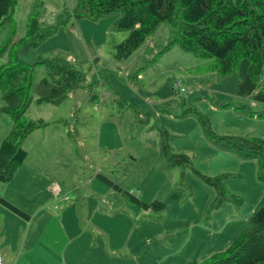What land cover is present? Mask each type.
I'll return each mask as SVG.
<instances>
[{
  "label": "rangeland",
  "instance_id": "374dc122",
  "mask_svg": "<svg viewBox=\"0 0 264 264\" xmlns=\"http://www.w3.org/2000/svg\"><path fill=\"white\" fill-rule=\"evenodd\" d=\"M77 1L20 0L16 8L20 37L26 35L33 12L43 27L55 25L58 16L67 13L66 27L55 36L16 53L30 63L40 57L64 59L84 72L86 79L59 106L35 101L31 105L27 120L47 126L20 142L28 159L14 180L0 182V196L33 212L47 197L45 202L52 207L58 199L56 186L62 188L66 192L62 197L70 196L67 209L75 206L70 208L75 219L80 215L90 231L99 229L108 240L109 252L119 246L111 253L120 257L117 264H189L226 251L259 209L264 182L258 177L257 161H244L217 148L211 132L264 143V104L238 97V74L218 79L209 70L214 60L198 59L179 45L161 53L170 42L168 23L161 24L130 58L117 61L116 46L130 35V31L114 30L122 13L100 21L76 20L69 15ZM9 31L8 24L0 28V50ZM8 59L9 52H0V66ZM46 75V66L38 65L34 83ZM176 81L186 89L182 96ZM259 88H264V75ZM220 103L231 106L219 109ZM3 106L0 91V146L13 129L12 118L1 111ZM191 108L204 115L210 128L187 111ZM162 131L168 135L172 159L186 155L190 162L176 165L167 158ZM199 175L217 178L227 190V200ZM25 185V192L20 191ZM49 186L55 187L54 195H46ZM155 201L165 204L164 212L145 209L144 204ZM100 206L111 217L97 214L95 221L93 214ZM7 212L0 205V255L6 264H17L15 246L22 245L28 232L22 228V238L17 239ZM6 228L15 232L13 245L3 237ZM98 244L95 240L92 246Z\"/></svg>",
  "mask_w": 264,
  "mask_h": 264
},
{
  "label": "trees",
  "instance_id": "16d2710c",
  "mask_svg": "<svg viewBox=\"0 0 264 264\" xmlns=\"http://www.w3.org/2000/svg\"><path fill=\"white\" fill-rule=\"evenodd\" d=\"M19 2L0 0V28L6 24L10 26L7 41L0 50L9 52L8 61L0 66V91L4 102L1 111L13 121L10 137L3 140L0 146V182L5 184L14 180L28 159L29 154L20 142L37 128L47 126L43 121L34 123L27 120L26 113L34 101L59 106L86 79L84 72L73 68L64 59L40 57L30 63L18 56V49L42 45L62 27H66L68 22V15L64 13L58 16L55 25L43 27L37 12H33L29 17L26 35L20 37L14 20ZM116 13H122V17L115 22L114 30L130 31L129 37L116 46L117 61L130 58L161 24L168 23L171 28L170 42L161 53H167L179 45L185 53L198 59L214 60L209 70L218 79L238 74V97L264 104V88H259L264 75V0H78L69 16L76 20L100 21ZM38 65L46 66L47 75L35 84L34 72ZM229 106L230 103H220L218 108L226 109ZM238 109L246 111L245 106ZM189 110L201 122H208L206 125L209 127V121L199 110ZM161 135L163 152L173 164L190 162L186 155L173 160L168 135L165 131ZM211 137L216 147L237 154L244 161H257L260 171L258 177L264 182L263 142L245 137H218L213 132ZM199 177L215 186L223 201L227 200L224 197L227 190L218 185L217 178ZM0 203L20 216H27L1 196ZM144 207L147 211L159 213L166 208L161 201L144 204ZM189 264H264V197L259 209L251 215L248 227L233 239L226 251L216 253L203 262Z\"/></svg>",
  "mask_w": 264,
  "mask_h": 264
},
{
  "label": "crops",
  "instance_id": "0c3cea01",
  "mask_svg": "<svg viewBox=\"0 0 264 264\" xmlns=\"http://www.w3.org/2000/svg\"><path fill=\"white\" fill-rule=\"evenodd\" d=\"M52 187L49 186L50 190L45 189L47 196L48 193L54 195L55 187L51 190ZM24 188H28V186L21 187L20 191L25 192L23 191ZM56 188L58 193H56L55 197H58V199L53 202L54 205L52 207L47 206L46 203L48 202H45L48 199L47 197L33 212H30L26 206L25 208L24 206L19 208L16 206L17 204L7 200L22 210L27 216H20L9 207L0 203V205L10 211L7 212L9 224H14L15 227L12 230L16 231L15 236L18 237L17 239L22 238V228L26 227L28 232L22 245L16 244L15 246V249L19 252L17 264H117L120 261V257H114L111 253L117 252L119 246L114 245L112 248L113 252H109L110 248L106 237L103 238V234L99 229H96L95 232L93 230L90 231V228L87 225H83L79 220L80 215L75 219L73 216L75 211H70V208L75 206L70 205L68 209L66 207V202L69 201L70 196L62 197L66 192L60 187L56 186ZM136 198V201L140 203L139 198ZM62 208L63 210H61ZM75 209L77 210V207ZM65 212H68L66 218ZM97 214H105L108 218L111 217L109 210L103 206L95 210L93 214L95 221ZM98 218L100 223L101 218ZM14 233H12L11 229L6 228L3 235V237H7L6 243L13 245ZM95 240L99 244L94 247L92 243ZM19 245L21 246V251L18 250ZM92 248L93 250H91Z\"/></svg>",
  "mask_w": 264,
  "mask_h": 264
},
{
  "label": "built area",
  "instance_id": "2783aa9c",
  "mask_svg": "<svg viewBox=\"0 0 264 264\" xmlns=\"http://www.w3.org/2000/svg\"><path fill=\"white\" fill-rule=\"evenodd\" d=\"M175 86H176L177 90H179V94L180 95L186 93V89L183 87V83L182 82L177 81L175 83ZM55 193H58V189H57V191H55ZM0 264H6L1 255H0Z\"/></svg>",
  "mask_w": 264,
  "mask_h": 264
}]
</instances>
